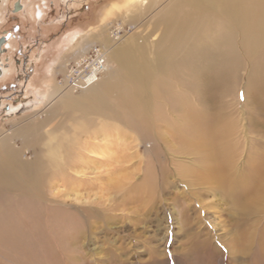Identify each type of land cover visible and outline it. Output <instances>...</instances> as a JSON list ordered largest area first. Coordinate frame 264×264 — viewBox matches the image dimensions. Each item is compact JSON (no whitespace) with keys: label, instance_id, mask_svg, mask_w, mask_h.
Here are the masks:
<instances>
[{"label":"rangeland","instance_id":"obj_1","mask_svg":"<svg viewBox=\"0 0 264 264\" xmlns=\"http://www.w3.org/2000/svg\"><path fill=\"white\" fill-rule=\"evenodd\" d=\"M168 1L170 0H165L164 3L159 2L158 7L155 8L150 5V8L145 9V14L141 15L136 12L137 8L131 10L128 8V0H104L100 3L99 7L97 6L94 21L81 25L69 38L63 39L62 46L48 64L43 83H38L25 103L12 109L0 122V154L4 156L1 157L8 159V153L15 148L20 149L21 160L33 158L35 152L32 148L34 147L37 148L38 156L43 154L42 143L39 146L35 143L36 134H43L44 130L53 129L59 124L65 127L60 134L69 133L68 136L73 130L78 131L79 128L76 129V127H96L100 123L119 126L121 118H125L126 111L122 105H116L118 103L116 102L118 95L116 86L120 85L118 82L127 84L132 80L124 70L125 65L119 68V72L122 73L117 72L118 75L115 78L117 81L109 83L114 85H108L109 89L106 88L102 97L94 100L93 104L89 101L90 95L81 91L83 88L72 91L64 87L67 69L75 61L90 53L94 47L101 48L111 43L117 45V48L126 46L128 51L132 49L131 54L136 59L145 62L146 57L153 59L154 45L160 35L159 30L154 27V21L159 8ZM95 2L97 5L99 1ZM146 14L147 20L144 19ZM139 24L141 29L137 31L136 26ZM104 52L110 54L108 47ZM108 54L107 59L106 55L104 56L105 65L109 61ZM195 72L196 70L192 69L190 74L194 75ZM120 74H122L121 77ZM147 78L151 77L147 76ZM165 81H170V77ZM240 102H243L242 97ZM84 103L85 105L90 103L91 109H84ZM99 105L101 108L105 105L104 110L109 112L108 115L102 114V111L98 113ZM227 110L225 133L228 136V142L231 143V149L237 153L238 171L245 170L242 172L244 173L242 175H245L249 171L263 169L258 166L264 159V138L261 136L264 128L254 127V120L259 116L250 108L235 102L232 105L229 104ZM119 111L121 114L118 113ZM167 112L160 105L151 110V116H153L151 118L155 117L154 120L158 122L164 133L161 141L156 140L155 132H151L150 137L141 132L136 136L127 129L118 127L116 132H120L121 141H115L119 138L116 132L109 134L107 139L129 147L133 144V147L124 149L125 151H121L119 155L112 152L108 158H97L90 165L85 166L86 175L78 178L79 180L69 176L71 181L73 180V185H66L62 191L63 197L69 203L71 199L69 197L74 195L73 193L78 194V201L75 203L78 208L90 212L89 217L81 214L77 208L68 207L76 211V215H73L66 212V209H61L60 212L53 206L50 208L49 205L34 200L23 201L12 195H2L3 199H0V264H124V262L110 261L109 248L115 249L121 255H127L124 257L125 264H240L234 263L237 259L233 261V254L229 251L230 243L228 242L231 240L229 241L228 238L231 234L226 225L229 205L221 200L222 191L220 190H215L219 195H214L211 191L201 192L202 190H194V187L187 185L190 169L196 165L194 157L199 152L189 151L188 141L191 138L189 133L188 136L178 139L179 129L169 127L165 121ZM121 115L123 117H120ZM134 115L138 117L136 113ZM76 131H73L71 135ZM120 156L124 158L122 167L115 163L118 158L122 159ZM249 156H252L251 160ZM158 158L166 160L165 163ZM76 166L81 165L76 164ZM161 167L171 171L168 178L171 184H168L165 190L159 191L153 185V181L158 179ZM19 173L26 175L20 170ZM118 177L122 178L121 187H116L109 182L110 179ZM38 186L32 185V191L39 192L41 187ZM40 193L47 198L45 189H42ZM150 193H154L153 198L151 197L153 204L146 200L137 201L134 196L139 194L150 197ZM124 194H128L129 198L126 199L127 195L124 196ZM182 212L185 217H189L188 222L180 220ZM97 213L102 214V219H96ZM207 221L215 222L218 225L217 228L212 229L205 223ZM261 221L256 227L254 237L246 241L250 245L251 252L245 254V259H248L245 264H262L258 260L260 254L258 249L264 245L262 244L264 237H260L259 234L260 228L264 227V221ZM203 238H208L209 241L205 247L204 240L199 246ZM215 239L217 247L210 245L215 243ZM78 244L81 248L77 247ZM261 252L263 255L264 252L262 250ZM85 258L86 261H81Z\"/></svg>","mask_w":264,"mask_h":264},{"label":"bare ground","instance_id":"obj_2","mask_svg":"<svg viewBox=\"0 0 264 264\" xmlns=\"http://www.w3.org/2000/svg\"><path fill=\"white\" fill-rule=\"evenodd\" d=\"M164 1L128 0L127 3L130 10L137 8L136 12L141 15L145 14V9L158 7L159 2L164 3ZM147 16L144 15L145 20L148 19ZM136 27H138L137 31H140L141 24ZM154 27L159 30L160 35L154 45L153 59L146 57L145 62L134 58L135 56L131 54L132 49L128 51L126 46L124 49L117 48L114 43L108 46L104 43L99 57L103 59L104 68L96 82L81 90L84 94L90 95L89 101L93 104L94 100L102 97L108 85H114L109 83L117 81L116 75L122 73L119 72V68L124 64L125 68H123L132 80L127 84L118 82L120 85L116 86L118 89L116 105H122L126 111L125 118H121V126L100 123L96 127H76L79 128L78 131L73 130L76 132L71 135L72 131L68 136L69 133L60 134L65 127L59 124L53 129L44 130L43 134H36L35 143L37 146L42 143L43 154L38 156L36 147L32 148L35 152L34 157L26 160L20 159L19 148L12 149L8 153V159L2 158L3 155L0 154V199L12 195L18 200H34L47 204L50 208L53 206L60 212L61 209H66V212L73 215H76V211L68 207L77 208L81 214L89 217L90 212L78 208L75 203L78 201V194L73 193L68 203L62 191L67 184H72L71 178L77 180L83 178L86 175L85 166L90 165L97 158H108L112 152L119 155L124 149L133 147V144L129 147L107 139L108 135L115 133L118 127L127 129L136 136L141 132L150 137L151 132H155L156 140L161 141L164 137L161 126L154 120L155 117L151 118L153 117L151 110L160 105L168 111L165 121L169 127L179 129L178 139L188 136L189 133L191 137L188 141L189 151L199 152L194 157L196 165L190 169L187 185L194 187V190H202L201 192L211 191L214 195L218 194L215 190L222 191L221 200L229 205L228 223H226L231 234L228 238L229 241L231 240L228 242L229 251L233 254V261L237 259L234 263L245 264L248 260L245 259V254L251 252L250 245L246 241L254 237L259 221H264V159L258 166L263 169L249 171L245 175H242L245 170L238 171L237 153L231 149V143L228 142L225 133V118L229 104L232 105L234 102L243 104L259 116L254 120V127L264 128V0H170L159 8ZM107 47L110 51V54L107 53L110 62L105 65L104 56L106 55L107 59V54L104 50ZM192 69L196 70L194 75L190 74ZM168 77L170 81L166 82ZM63 85L69 89L67 79ZM90 107V103L89 105L84 103V109L90 110ZM98 109V113H101L100 111L102 114L109 113L105 112V105L104 108L99 105ZM118 113L121 114L120 111ZM134 113L138 115L137 118L133 116ZM119 133L116 132L119 138L115 141H121ZM98 136L100 138H97ZM261 136L264 138V131ZM249 157L251 160L252 156ZM119 159L115 163L122 167L124 158ZM159 159L162 163L166 161ZM19 170L26 175L20 174ZM160 171L153 185L162 191L171 184L168 180L171 171L162 167ZM110 180L109 182L116 187H121V177ZM32 185L41 187L39 192H33ZM42 189L46 190L47 198L42 196L43 192L40 193ZM124 196L126 199L129 198L128 194ZM134 196L137 201L146 200L150 203L154 193H150V197L139 194ZM97 215L96 219H102V214L97 213ZM182 217L180 220L186 222L190 220L188 216ZM205 223L214 230L218 226L213 221ZM262 228H260V237H264V227ZM217 237L219 241V236ZM207 239L200 240L199 246L203 240L204 247L208 245ZM76 242L78 243V237ZM216 242L215 239V243L210 245L217 247ZM77 247L81 248V245L78 244ZM261 250L264 252V245L258 249V254L260 253L258 260L263 264L264 254L261 255ZM119 253L109 248L110 261L125 264L124 257L127 255ZM86 258L81 261H86Z\"/></svg>","mask_w":264,"mask_h":264},{"label":"flooded vegetation","instance_id":"obj_3","mask_svg":"<svg viewBox=\"0 0 264 264\" xmlns=\"http://www.w3.org/2000/svg\"><path fill=\"white\" fill-rule=\"evenodd\" d=\"M95 1L0 0V122L43 83L63 39L94 21Z\"/></svg>","mask_w":264,"mask_h":264},{"label":"built area","instance_id":"obj_4","mask_svg":"<svg viewBox=\"0 0 264 264\" xmlns=\"http://www.w3.org/2000/svg\"><path fill=\"white\" fill-rule=\"evenodd\" d=\"M101 48L94 47L91 52L74 62L66 73L68 88L78 91L96 82L103 70V59Z\"/></svg>","mask_w":264,"mask_h":264}]
</instances>
